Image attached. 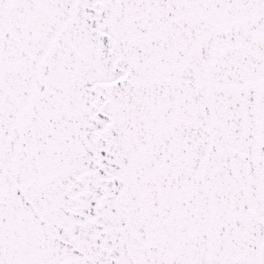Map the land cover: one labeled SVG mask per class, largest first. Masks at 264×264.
<instances>
[{
	"label": "snow or ice",
	"instance_id": "1",
	"mask_svg": "<svg viewBox=\"0 0 264 264\" xmlns=\"http://www.w3.org/2000/svg\"><path fill=\"white\" fill-rule=\"evenodd\" d=\"M0 264H264V0H0Z\"/></svg>",
	"mask_w": 264,
	"mask_h": 264
}]
</instances>
